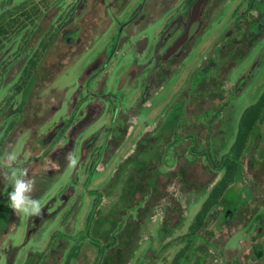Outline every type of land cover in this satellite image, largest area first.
Instances as JSON below:
<instances>
[{
    "label": "rangeland",
    "instance_id": "1",
    "mask_svg": "<svg viewBox=\"0 0 264 264\" xmlns=\"http://www.w3.org/2000/svg\"><path fill=\"white\" fill-rule=\"evenodd\" d=\"M21 1L0 0V11ZM192 1L54 0L40 21L46 23L48 35L52 36L44 62L58 59L62 65L52 80L36 87L27 105L29 115L21 109L25 89L15 87L20 81L21 55H29L34 48H19L20 38L29 34L30 42L35 44L36 31L29 26V33L25 30L19 33L0 53V154L4 151L18 154L19 167L27 168L29 176L36 180L33 198L39 199L43 207L41 217L16 215L8 206L7 194L12 189L4 178V173L10 170L0 169V264H65L67 259L69 264H99L95 245L85 238L97 225V221L88 220L96 194L106 186L145 130L161 129L164 120L183 110V99L187 101L190 97L185 94L191 87L193 74L216 57L221 37L232 29L236 15L246 6V0L205 1L198 16L197 32L175 60L164 64L162 72L157 59L182 34ZM139 13L147 18L146 22L131 23L133 15L138 18ZM176 20L177 32L161 41L162 32ZM241 44L239 41L234 45ZM219 74L216 76L223 99L215 102L226 104L209 122L212 128L202 126L199 134L204 137L209 132L205 139L200 137V143L207 144L214 153V163L229 164L240 118L264 91V36L250 44L241 59L223 73L224 77ZM192 104L189 102L187 107L197 111ZM32 120L39 122L31 125ZM260 123L259 129L253 128L255 135L250 134L238 160V164H244V177H250L252 172L248 163L264 161V121ZM65 124L69 126L67 129ZM193 124L186 122L189 128ZM86 141L90 144L85 151ZM70 152L78 158L74 168L68 167L65 158ZM183 156L193 158L188 149ZM47 159L57 163L55 171L45 170ZM170 162L166 165L168 169L173 164ZM211 163L206 159L191 162L179 159L178 166L189 164L187 180L193 185L177 191L173 180L166 182L168 190L171 188L182 200L185 216L167 243H159L156 236L137 243L131 264H139L146 257L148 264H183L180 258L175 260L183 247L182 243L176 244L177 240L184 237L193 215L222 175V170L204 165ZM201 185L208 190L191 191ZM232 187L237 189L240 184ZM103 192L94 207L97 215L109 209L118 196V191L110 197ZM258 198L256 206L264 201V195ZM153 219L155 232L159 215ZM235 229L240 231L234 232ZM248 229L240 225L227 230L209 227L213 231L211 240L217 243L232 233L221 254L237 260L251 246ZM172 242L174 246H170ZM72 251L73 256L68 258Z\"/></svg>",
    "mask_w": 264,
    "mask_h": 264
},
{
    "label": "trees",
    "instance_id": "2",
    "mask_svg": "<svg viewBox=\"0 0 264 264\" xmlns=\"http://www.w3.org/2000/svg\"><path fill=\"white\" fill-rule=\"evenodd\" d=\"M201 1L202 8V5L207 0ZM52 2L54 0H22L15 5H6L0 11V53L9 47V43L19 33L24 30L29 33L27 31L29 26L33 27V32L36 31L37 42L35 41V44L30 42L31 37L28 34L27 38L24 37V39L21 36V46L19 47L25 50L29 46L34 47L29 55H21L19 61L20 65L22 64L19 68L20 81L15 87L16 90L25 89L21 109L27 115L30 112L27 105L36 87L52 80L54 75L60 71L62 65L58 59H55L54 62H44L52 36L48 35L46 23L40 21L47 15L46 13L50 10ZM231 28L230 31H226L221 37V46L216 51V57L210 58L203 67L193 74L191 87L188 94H185V97L190 96L189 99L187 101L183 99L185 101L182 106L183 110L181 112L178 111L180 115L173 117L171 120L168 119L162 127L163 130L179 129L180 124L186 122L188 114L192 115L190 121L194 123L190 127L191 130L199 132L202 126H207L208 130L212 128V126H208L209 122L212 123L217 113L222 111L223 106L226 104L224 102H215L217 99H223V93L219 88L220 83L216 74L220 73L219 75L222 74L224 77L223 73H226L231 66L235 65L239 58L241 59L250 44L264 36V0H246L245 9L236 15L235 23ZM239 41L242 43L240 47L234 45ZM238 48L240 50L236 51ZM37 73H39L38 77ZM37 78L39 79L37 80ZM180 101L182 102V99ZM189 102L194 103L191 106L196 107L197 111H192V108L187 107ZM205 103H207V107L204 106ZM262 120H264V91H262L254 104L244 110L240 118L235 142L231 149L233 156L229 160V164H227V178L235 176V171L238 167L237 161L240 160L247 138L258 121L261 122ZM38 122L35 121L33 123L32 120L31 125H36ZM68 127L66 125L65 129ZM186 128L189 129L188 126ZM166 132L151 138L148 137V134L144 135L142 139L147 141L146 145L138 144L144 158H141V160L137 159L136 164H127L129 158L123 159L115 169L112 177L107 181L106 186L96 194L95 204L99 197L103 196V191L106 192V195L104 194L106 197H110L114 191H118V196L109 209L103 213L100 211L98 215V210H93L88 219L90 220L91 218L93 221H97V225H94L93 229L89 230L91 235L86 233L85 238H88L97 247L99 264H125L128 247H132L137 240L136 233L138 229L137 221L134 222L132 219L130 224L126 223L129 210L132 214L135 212L136 217H139L140 211L149 215L154 212L164 199L165 185L162 183V178L168 173L161 169V164H146L145 162L152 159L157 161L166 146L170 149V145L173 143L172 139L175 137L177 141L173 151L178 156L183 155L184 151L188 149L193 156L191 160L206 159L209 163H214V153L212 154L208 151L209 147L207 144L203 146L200 143L201 138L205 139L206 136L202 137L199 133H177L174 136L171 132ZM125 133L126 128L124 130ZM172 136L174 137L172 138ZM151 140H153L152 143H150ZM88 144H90V141L84 143L83 149L85 151ZM152 153L153 155H151ZM219 184L223 185L222 182ZM215 201L216 198L210 199L209 205L215 203ZM205 209L207 208L204 206L203 210ZM73 252L69 253L68 258L73 256ZM65 264H69L68 259Z\"/></svg>",
    "mask_w": 264,
    "mask_h": 264
},
{
    "label": "flooded vegetation",
    "instance_id": "3",
    "mask_svg": "<svg viewBox=\"0 0 264 264\" xmlns=\"http://www.w3.org/2000/svg\"><path fill=\"white\" fill-rule=\"evenodd\" d=\"M194 1L196 2L197 0H193L191 3H195ZM191 7L189 8L190 11H191ZM200 13L201 12H199V14ZM133 17L131 18V23L133 24L146 22L145 20L147 19L146 17H141L140 13L138 18H133ZM187 22L184 25L182 34L185 31ZM177 30H178V23L176 20L173 21L166 28L164 32H162L161 41H164L166 37L168 38L171 37L173 34H175V31L177 32ZM196 32L197 30L195 31V33ZM195 33L191 36V38L188 41H186L182 45V47L177 53H175L169 58H165L164 55L166 51L174 43V41L182 34L177 36L174 39V41L171 43V45L167 48V50L164 52V54L159 59H157L158 60L157 64L159 65V68H161L162 72L164 71L163 70L164 64L175 60L176 57H178V55L186 48V45L192 40V37L195 35ZM179 115L180 114L177 113L176 117ZM191 116H192L191 114H188L186 116L187 125L190 122ZM168 119L171 120L172 117H169ZM168 119L164 120L163 124L160 127L161 129L155 130L153 128L150 131L149 130L144 131L141 137L136 141L131 153L126 157V159L129 158L127 164H136L137 163L136 161H138L137 159L141 160V158H144L142 154V150L140 149V146L138 144L141 143L143 145H146L147 141L145 139H142L146 134H148V137L151 138L158 134L165 133L166 131L171 132L172 135L174 136L177 133L179 134L199 133L198 131L191 130L190 128L187 129L186 122H184L183 124L181 123L179 129L178 128L172 129L171 131L163 130L162 127L164 126L165 122L168 121ZM259 124L261 123L258 122L255 126L257 129H259L258 128ZM127 130H128V126H126L125 134H127ZM251 134H254L253 130ZM174 136H172V138ZM203 136L206 137L209 136V132L205 133ZM172 141L173 143L170 145V149H168V146H166V149H163L157 161L152 159L151 161L145 162L146 164H161V169L164 172L168 173L162 178V183L165 185V192H164L165 195L163 197L164 199L160 202V205L154 210L153 213L149 215H146L143 211H140L139 217H136V213L134 212L132 214L131 211L129 210L126 223L130 224V222L133 219L134 222L135 221L138 222V229L136 233L137 240L134 242L132 247L130 246L128 247L130 250L128 249V255L126 257L125 264H131L132 256L134 255L137 248V243H141L140 241H142L144 238L156 236L159 239V243L162 244L167 243L168 239L170 238V235L174 231H176L178 225L180 224V221L185 216L184 215L185 206L182 200L178 196H176V194H173V192L168 190L169 184L166 182V180L168 179L170 180V182L171 180H173V184L174 183L175 185L177 184L178 187L177 191L183 190V188H187L188 186H192L193 182H191L189 179L187 180V176H189L188 173L189 164H185L184 167L178 166L179 159H184L187 162H191L192 160L191 158H187V157L185 158L183 155L178 156L177 153L173 151L174 145L176 144L177 140L174 137ZM152 142L153 140H151L150 143ZM208 151H210V153H213L211 152L210 149ZM153 153L151 155H153ZM170 160L173 162V164H171L172 166L170 167V169H168L166 165H168V163H171ZM248 164L252 170L250 177L242 176V167L244 166V164H242V162L238 164L237 161L238 167L237 170L235 171V176L231 178L226 177L227 164H204L206 168L208 167V169L209 167H214L213 169L218 168L222 170V175L217 180V182L213 184L211 190L209 191L208 197L202 202L199 209L193 215L192 220L189 223V226L187 227L188 228L187 232L183 235L184 237L181 236L179 240H177L178 243L176 244L178 245L179 243L180 244L182 243L183 247L181 248L180 253L176 255L175 258L176 261H178L180 258V261H183V264H186L187 262L188 263L196 262V264L197 263L217 264L218 262H221L223 264H264V210L261 209L262 207H264V201H260V203H258L256 206V202L259 201L258 197H260V195H264V177H260L261 174H264V161L255 160L254 162H250ZM256 166L259 168L256 169ZM221 182L223 183V185L219 184ZM239 184L240 187H237V189H234L232 187L233 185L237 186ZM218 185L219 187H217ZM253 188L256 190V193ZM207 190L208 187L206 188V185H201L197 189L195 188L191 189V191L194 193L195 192L197 193V191L203 192ZM213 198H216L215 203L209 205L210 204L209 200ZM95 206L96 204L94 202L93 210H95L94 209ZM204 206L207 209L203 210ZM256 207H260V208L256 209ZM199 214H201L202 216ZM158 215H159V219L157 223V228L155 229V232H153V227L155 225L153 218ZM246 218L247 220H245ZM211 225H214L219 229L224 227L226 230L237 227L239 225L241 228L249 227L248 231L251 232V246L249 250L246 252H242V254L240 255V259L238 260L237 258H233V256H230L228 258L223 257L221 251L226 247V245L223 244L225 240L228 239V237L232 233H230V235H227V238L222 243H217L211 240L213 234V231L209 230V227ZM238 231L240 230L235 229L234 232H238ZM174 244L175 243L172 242L170 246H174ZM238 249L242 250V247H239ZM97 253H98V249H97ZM142 259L144 263L141 262L142 260H140L138 262L139 264H148L147 257Z\"/></svg>",
    "mask_w": 264,
    "mask_h": 264
},
{
    "label": "clouds",
    "instance_id": "4",
    "mask_svg": "<svg viewBox=\"0 0 264 264\" xmlns=\"http://www.w3.org/2000/svg\"><path fill=\"white\" fill-rule=\"evenodd\" d=\"M68 167L74 168L78 164V158L75 153L66 155ZM19 156L15 151H4L0 154V169L10 170L4 173V178L11 184V191L8 192V206L16 215L23 214L26 217H41L43 207L39 199L33 198L32 193L36 188V180L29 176L27 168L19 167ZM45 170H56V162L47 159ZM172 189L170 188L169 191Z\"/></svg>",
    "mask_w": 264,
    "mask_h": 264
},
{
    "label": "water",
    "instance_id": "5",
    "mask_svg": "<svg viewBox=\"0 0 264 264\" xmlns=\"http://www.w3.org/2000/svg\"><path fill=\"white\" fill-rule=\"evenodd\" d=\"M202 1L201 0H197L190 11L189 14V19L185 28V31L182 35H180L175 41L174 43L169 47V49L166 51L165 53V58H169L172 55H174L175 53H177L180 48L182 47V45L188 41L191 36L195 33V31L198 28V15L200 12V7H201Z\"/></svg>",
    "mask_w": 264,
    "mask_h": 264
}]
</instances>
